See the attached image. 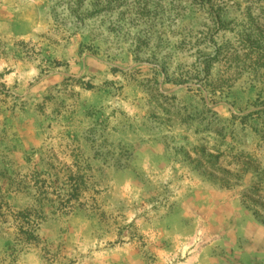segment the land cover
Masks as SVG:
<instances>
[{"label": "rangeland", "instance_id": "1", "mask_svg": "<svg viewBox=\"0 0 264 264\" xmlns=\"http://www.w3.org/2000/svg\"><path fill=\"white\" fill-rule=\"evenodd\" d=\"M91 3L0 0V264H264V224L242 202L264 191L263 84L172 81L196 62L177 41L200 29L197 6ZM78 176L65 212L38 205L44 181L65 194ZM30 207L45 212L31 244Z\"/></svg>", "mask_w": 264, "mask_h": 264}, {"label": "trees", "instance_id": "2", "mask_svg": "<svg viewBox=\"0 0 264 264\" xmlns=\"http://www.w3.org/2000/svg\"><path fill=\"white\" fill-rule=\"evenodd\" d=\"M86 1V0H85ZM122 0H92L90 6L95 14L112 12L115 5ZM143 1V0H142ZM172 13L180 10V3L188 2L197 6L203 13L204 22L200 29L195 32L189 31L187 35H181L177 41V48L192 54L196 58L195 64L189 68H178L172 74V81L179 84L206 83L213 95L230 90L234 84L247 77L248 81L263 84L264 90V0H171ZM84 0H77L79 3ZM146 2L138 3L141 13L145 12ZM144 14V13H143ZM178 15H173L176 18ZM231 33L233 41H218L221 34ZM147 36V35H146ZM151 38H137L136 53H141L143 48L148 47ZM166 44V43H165ZM168 44V42H167ZM214 68H218L217 79L210 82ZM165 72L167 68H164ZM170 80L169 78H167ZM263 92V91H262ZM163 100H168L160 95ZM174 100V99H172ZM170 107H175L171 104ZM202 160L208 166H217L218 160L202 151ZM240 159L243 155L238 156ZM249 159V157H245ZM227 174L226 170H222ZM229 177L238 180V175L228 173ZM264 176V175H262ZM259 178V176H258ZM264 178V177H262ZM57 183L44 181L38 189L36 202L41 206L43 200L54 206L56 211L65 212L70 204L79 201L80 193L85 190L84 176L71 178L68 192L61 193L62 189L56 187ZM242 202L252 212L256 219L264 224V191L259 184L245 189L242 194ZM28 208L23 213H18L20 220V233L26 237L27 243L36 242L35 228L38 222L44 220L45 212L39 214Z\"/></svg>", "mask_w": 264, "mask_h": 264}]
</instances>
